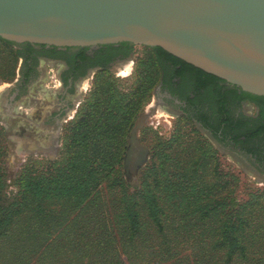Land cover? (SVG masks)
I'll use <instances>...</instances> for the list:
<instances>
[{
	"label": "trees",
	"instance_id": "1",
	"mask_svg": "<svg viewBox=\"0 0 264 264\" xmlns=\"http://www.w3.org/2000/svg\"><path fill=\"white\" fill-rule=\"evenodd\" d=\"M150 48L163 72L165 59L182 61L162 47ZM97 81L90 101L97 106H84L72 129L85 154L76 151L67 165L51 170L27 168L11 196L0 187V264H264V188L239 202L234 170L211 188H180L178 160L165 150L143 186L131 191L118 165L152 80L144 77L142 87L127 94L106 75ZM243 93L260 105L263 118L253 125L224 122L231 140L262 158L249 142L264 139V96ZM182 174L191 178L187 169Z\"/></svg>",
	"mask_w": 264,
	"mask_h": 264
},
{
	"label": "water",
	"instance_id": "2",
	"mask_svg": "<svg viewBox=\"0 0 264 264\" xmlns=\"http://www.w3.org/2000/svg\"><path fill=\"white\" fill-rule=\"evenodd\" d=\"M0 37L55 46H159L264 96V0H0ZM137 129L125 155L129 177L147 160Z\"/></svg>",
	"mask_w": 264,
	"mask_h": 264
},
{
	"label": "rangeland",
	"instance_id": "3",
	"mask_svg": "<svg viewBox=\"0 0 264 264\" xmlns=\"http://www.w3.org/2000/svg\"><path fill=\"white\" fill-rule=\"evenodd\" d=\"M133 52L135 59L118 66L115 72L106 73V77L113 81V86L123 94L129 93L136 86L140 89L141 80L144 77H150L152 80L147 85L146 104L139 106L133 125L126 135V148L123 159L118 165V177L121 178L123 185L127 187L132 184L131 191L140 189L143 186L144 174L153 171L154 161L161 152L166 150L172 151L173 158L178 160L175 169L179 173L175 176V180L180 188L187 186L211 188L214 182L222 184L227 181L231 170L240 175V185L236 187L235 193L239 202L247 199L251 191L264 188V170H255L256 168L264 169V157L251 155L249 151L231 140L229 128H226L223 136H220L217 126L213 127L211 135L190 114H178V112L168 110L165 106H159L157 88L163 81V68L161 70L159 67L156 54L150 46L135 44ZM19 54V48L13 43L0 39V60L6 63L3 67L0 65V85L12 80L19 71ZM60 68L61 63L59 62H47L41 68V76L46 78L45 84L46 87H51L50 90L57 91L56 87L59 86V82L56 79H58ZM100 76V73L97 74L96 80ZM171 78L170 74L169 80ZM86 87L88 88L86 92H88L93 85L86 84ZM217 89V83L214 81L212 93H216ZM210 99L213 106H207V108L210 113L216 115L217 119H220L223 111L222 106H217L216 94H213ZM234 101L233 98L231 103ZM48 107L59 109L61 106ZM83 107L71 106L69 113L61 116V119L66 121L61 120L60 124H54V132L58 137L55 143L58 146L49 153L32 150L33 143L27 139L29 136L27 133L30 131L26 128L33 123L32 116L36 106H17L16 111L19 110L21 113L12 111L4 113V117L0 116V174L4 175L0 180V187H4V194L11 196L17 192L19 175L27 171V168L32 166L33 169L41 172L55 169L67 165L74 152H80L77 144L81 137L77 136L72 129L82 117ZM242 109L241 106H229V120L234 126L241 125L237 114ZM137 126L136 135L140 144L148 149V154L146 162L136 172H131L129 177L125 166V155L130 145L131 132ZM59 131L61 133L58 134ZM74 138L77 139L74 140ZM262 138L263 136H259L251 140L249 145L258 147L264 154V139ZM91 141L87 144L89 148H92L94 143ZM215 157L217 164L213 162ZM186 169L191 178H188L189 175L182 174ZM102 186L104 188L106 185Z\"/></svg>",
	"mask_w": 264,
	"mask_h": 264
},
{
	"label": "flooded vegetation",
	"instance_id": "4",
	"mask_svg": "<svg viewBox=\"0 0 264 264\" xmlns=\"http://www.w3.org/2000/svg\"><path fill=\"white\" fill-rule=\"evenodd\" d=\"M11 43L20 50V67L12 80L0 85L2 87L0 116L4 117V113L12 111L21 113L19 110L16 111L17 106H36L32 116L33 123L26 130L30 131L27 133L29 134L27 139L33 143L31 149L37 152L49 153L58 146L55 143L58 137L54 132V124H60L61 116L69 113L71 106H97L96 102H90L95 99L94 95H91L94 86L101 81L96 80L97 74L106 75L108 71L115 72L118 66L135 59L133 52L135 44L126 41L92 46ZM179 59L182 61L178 63L170 59H165L162 63L166 69H164L163 81L157 88L159 106H165L178 114H190L211 135L212 128L217 126L218 133L223 136L227 128L224 121H228L230 115L229 106L243 107L237 114L241 123L245 120H253L251 122L253 125L254 121H259V117L263 118L260 105L255 100L246 98L241 89H236L235 85L227 81L214 79L210 75L190 68L189 65L192 64ZM47 62L61 63L56 79L59 82L57 91L46 87L47 80L41 76V68ZM5 64V61L0 60L2 67ZM179 70L181 74L178 73ZM170 74L172 78L169 80ZM214 81L218 86L216 93H212ZM86 84L93 85V89L90 88L86 92L88 90L87 87L85 88ZM213 94H216L217 106H222L220 119H217L216 115L210 113L207 108L213 106L210 101ZM233 98L235 101L231 103ZM48 106L61 107L56 109Z\"/></svg>",
	"mask_w": 264,
	"mask_h": 264
}]
</instances>
